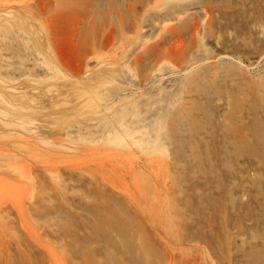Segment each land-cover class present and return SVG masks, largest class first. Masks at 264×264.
<instances>
[{"label":"rangeland","instance_id":"1","mask_svg":"<svg viewBox=\"0 0 264 264\" xmlns=\"http://www.w3.org/2000/svg\"><path fill=\"white\" fill-rule=\"evenodd\" d=\"M0 264H264V0H0Z\"/></svg>","mask_w":264,"mask_h":264}]
</instances>
